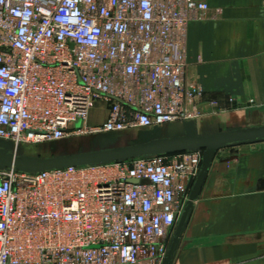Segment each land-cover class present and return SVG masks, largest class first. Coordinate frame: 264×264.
Returning <instances> with one entry per match:
<instances>
[{
	"label": "built area",
	"instance_id": "obj_1",
	"mask_svg": "<svg viewBox=\"0 0 264 264\" xmlns=\"http://www.w3.org/2000/svg\"><path fill=\"white\" fill-rule=\"evenodd\" d=\"M208 9L0 0V139L25 148L194 120L202 88L187 78L183 46L188 23ZM98 101L106 118L89 124ZM200 163L197 150L0 169V264H161Z\"/></svg>",
	"mask_w": 264,
	"mask_h": 264
},
{
	"label": "crops",
	"instance_id": "obj_2",
	"mask_svg": "<svg viewBox=\"0 0 264 264\" xmlns=\"http://www.w3.org/2000/svg\"><path fill=\"white\" fill-rule=\"evenodd\" d=\"M195 1L209 6L183 46L196 131L264 125V0ZM169 264H264V138L216 151Z\"/></svg>",
	"mask_w": 264,
	"mask_h": 264
},
{
	"label": "water",
	"instance_id": "obj_3",
	"mask_svg": "<svg viewBox=\"0 0 264 264\" xmlns=\"http://www.w3.org/2000/svg\"><path fill=\"white\" fill-rule=\"evenodd\" d=\"M160 127L153 126L147 133L154 135L136 142L52 156L25 154L22 147L15 148L11 141L0 139V169L12 168L25 173H36L70 166L123 161L161 153L201 151V163L197 175L192 183L188 199L174 227L165 257L161 263L169 264L192 203L199 194L216 151L229 144L263 139L264 125L239 127L211 133H198L193 120L168 123L164 129ZM102 133L115 132H101L93 135L99 136ZM52 142L54 141L48 143ZM133 181L136 182V180Z\"/></svg>",
	"mask_w": 264,
	"mask_h": 264
},
{
	"label": "rangeland",
	"instance_id": "obj_4",
	"mask_svg": "<svg viewBox=\"0 0 264 264\" xmlns=\"http://www.w3.org/2000/svg\"><path fill=\"white\" fill-rule=\"evenodd\" d=\"M109 105L103 101H98L90 112L89 124H98V121L106 117ZM81 125V121L75 123L76 127ZM168 124L161 126L164 129ZM151 128H133L115 133H102L99 136L93 134L69 135L52 143L40 145H30L23 148V152L29 155L52 156L67 152L92 150L101 147L124 145L145 139L152 135L148 134ZM112 139V140H110ZM106 140V141H105ZM104 141V142H102ZM105 143V144H104Z\"/></svg>",
	"mask_w": 264,
	"mask_h": 264
}]
</instances>
